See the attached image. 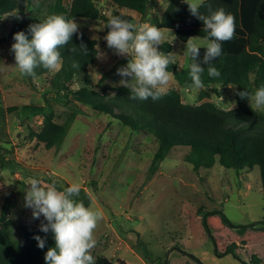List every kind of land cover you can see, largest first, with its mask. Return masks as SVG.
Returning <instances> with one entry per match:
<instances>
[{"label":"rangeland","instance_id":"obj_1","mask_svg":"<svg viewBox=\"0 0 264 264\" xmlns=\"http://www.w3.org/2000/svg\"><path fill=\"white\" fill-rule=\"evenodd\" d=\"M70 1L38 0V19L52 15L55 3L67 6ZM96 3L109 14V0ZM166 4L167 0H154L144 20L136 12L122 11L131 12L132 21L137 24H154L159 22ZM73 19L80 31L96 39L97 55L101 56L87 66L88 89L122 86L117 68L126 65L131 57L118 56L107 47L104 37L109 29L103 20ZM20 20L21 15L14 11L0 16V37L8 36V41L0 42V104L4 107L0 115V154L7 160L0 169V208L9 202L6 221L0 226L7 228L13 239L24 243L23 230L36 228L41 219H33L32 210L25 207L26 183L31 177L51 178L84 186L90 195L88 206L103 211L94 233L97 245L92 254L96 259L106 256L112 264H121L120 260L127 264H200L192 255L202 264H264V229L241 232L224 225L217 214L207 216L217 250L223 252L231 245L238 257L230 253L216 256L214 244L201 224V210L215 208L235 224L264 220L258 167L236 173L216 161L213 166L194 172L191 164L184 161L189 147L176 145L151 174L150 160L158 141L150 132L92 109L76 100L70 91L64 102L57 101L55 93L48 91L56 71L35 75L32 84L19 74L10 50L14 42L9 32ZM161 30L165 42L173 40L170 52L175 56L177 69L188 70L186 42H179L171 30ZM189 85L177 84L172 76L168 88L177 89L189 104L210 99L224 109L235 106L233 85H211L202 90ZM80 86L82 77L75 75L67 89L74 92ZM65 93L64 90L62 94ZM47 99L54 108L56 122H63L70 113L76 116L57 151L30 137L42 128Z\"/></svg>","mask_w":264,"mask_h":264},{"label":"trees","instance_id":"obj_2","mask_svg":"<svg viewBox=\"0 0 264 264\" xmlns=\"http://www.w3.org/2000/svg\"><path fill=\"white\" fill-rule=\"evenodd\" d=\"M109 6L111 9L106 15L96 0H71L67 6L55 3L52 12L68 19L78 17L101 19L106 25L110 16H121L132 21L131 12H123V9L138 13L144 20L148 10L154 6V0H109ZM220 7L235 16V36L227 42H222V55L212 62L220 70V77L215 79L209 77L207 65H203L205 73L202 78L205 86L233 85L235 106L232 108L224 109L210 99L196 104L186 103L175 88H169L167 94L156 101L151 98L130 99V90L124 86L109 89L102 87L99 91L88 89L90 76L87 66L96 60L98 50L96 39L80 30L73 35L68 45L60 49L62 66L53 74L48 91L54 92V99L62 102L67 99L70 91L76 100L89 105L92 109L118 117L135 129L150 132L158 141L150 160L151 174L176 145L189 147V151L184 155V161L191 164L194 172H198L200 167L209 168L216 161L222 167L233 169L236 173L257 166L264 201V111L254 112L248 99H241L237 94L244 88L254 92L257 87L264 84V0H204L200 12L207 15L209 10L214 11ZM39 9V5L35 6L33 0H0V16L13 11L21 15L20 22L14 23L9 32L13 42L14 34L18 31H24L30 37L28 27L40 21L37 17ZM154 25L160 29L171 30L181 43L187 42V39L193 36L203 38L206 35L202 21L189 12L184 0H167L159 16V22ZM5 41H8V36L0 37L1 43ZM81 43L87 46L88 55H83L79 50L70 51L73 47L78 49ZM159 47L165 53L171 51V43L165 42ZM203 52L204 49L201 48V61ZM11 54L14 58V54L12 52ZM74 62L80 67H73ZM168 70L173 73L172 76L177 84H191L188 70L180 71L175 64L169 65ZM35 71L36 75H39L47 69L38 67ZM75 75L82 77V86L73 92L68 90L67 86ZM25 78L29 84H32V77L25 76ZM64 90L67 94H62ZM46 103L42 128L38 133H32L30 137L42 142L46 148L57 151L61 148L76 116L70 113L63 122H56L53 106L48 99ZM3 112L4 107L0 104V115ZM6 162L7 160L0 154V169L5 167ZM49 179L51 178L45 181ZM51 180L60 190L71 185L66 181L60 183ZM92 186L97 190L96 184ZM77 199L82 200L85 206L89 205L90 195L84 186H81L80 196ZM8 209L9 202H4L0 208V223L6 221ZM201 213V224L214 244L213 251L216 256L230 253L238 257L231 245L223 252L217 250L206 221L207 216L217 214L224 225L235 227L241 232L246 229H264V220L235 224L221 209H204ZM42 219L43 217L40 222ZM40 222L36 228L23 230L24 243L13 239L9 230L0 226V264H45V252L48 247L54 246L55 242L49 232L45 247L43 249L38 247L34 236H45V233L39 229ZM136 235L138 236L137 232ZM136 243L142 246L139 240ZM144 251L147 252L145 249ZM190 256L202 264L198 258ZM120 263L127 264L124 260H120ZM96 264H112V261L106 256H99Z\"/></svg>","mask_w":264,"mask_h":264},{"label":"clouds","instance_id":"obj_3","mask_svg":"<svg viewBox=\"0 0 264 264\" xmlns=\"http://www.w3.org/2000/svg\"><path fill=\"white\" fill-rule=\"evenodd\" d=\"M33 3L38 6V0H33ZM184 3L189 12L202 21L203 31L206 33L200 40L188 38L184 50L185 56L191 61L188 66L191 79L189 87L202 90L205 89L203 65H207L209 77L215 79L221 75L212 62L222 55V42L235 36V16L226 12L223 7L209 10L207 15L202 14L200 8L204 0H184ZM105 26L109 29L104 37L107 47L118 56L131 57L126 65L117 68V75L122 77L120 84L130 90L129 98H151L156 101L166 95L173 75L168 70L169 65L176 64V60L172 52L160 50L159 46L165 43L164 32L154 24H137L121 16H110ZM78 32V23L60 14L49 15L44 20L29 25L30 37L24 31L16 32L10 50L14 54V65L19 74L34 77L38 67L50 72L58 71L62 66L60 49L68 45ZM201 48L204 49L202 61ZM78 50L83 55L89 54L83 43L78 49H70L72 52ZM97 58L101 56L97 55ZM73 67L80 65L74 62ZM127 77L131 79H124ZM237 94L241 99H248L254 112L264 111V84L254 92L244 88ZM24 192L25 207L32 210V218L43 217L39 229L45 236H34L38 247H45L49 232L55 242L45 252V264H96V258L92 254L97 245L94 233L104 213L85 206L82 200L77 199L81 186L74 183L60 190L51 179L46 182L42 178L31 177Z\"/></svg>","mask_w":264,"mask_h":264},{"label":"water","instance_id":"obj_4","mask_svg":"<svg viewBox=\"0 0 264 264\" xmlns=\"http://www.w3.org/2000/svg\"><path fill=\"white\" fill-rule=\"evenodd\" d=\"M12 196H14V193L12 194Z\"/></svg>","mask_w":264,"mask_h":264}]
</instances>
